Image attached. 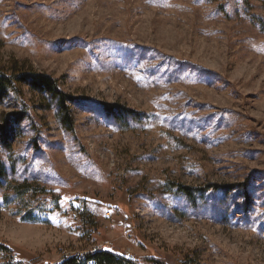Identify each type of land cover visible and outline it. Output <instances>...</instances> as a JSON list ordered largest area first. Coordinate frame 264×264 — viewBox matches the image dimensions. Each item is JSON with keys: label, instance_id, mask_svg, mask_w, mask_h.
Wrapping results in <instances>:
<instances>
[{"label": "rangeland", "instance_id": "obj_1", "mask_svg": "<svg viewBox=\"0 0 264 264\" xmlns=\"http://www.w3.org/2000/svg\"><path fill=\"white\" fill-rule=\"evenodd\" d=\"M12 63L74 130L0 98V264H264V0H0Z\"/></svg>", "mask_w": 264, "mask_h": 264}, {"label": "trees", "instance_id": "obj_2", "mask_svg": "<svg viewBox=\"0 0 264 264\" xmlns=\"http://www.w3.org/2000/svg\"><path fill=\"white\" fill-rule=\"evenodd\" d=\"M23 66H20L18 63H12L7 68L0 69V98H5L9 95L14 99L21 98L24 89L30 94L38 95V97L47 96L55 102L57 117L61 124L68 132H73L74 122L68 106V102L72 101L73 98L64 94L60 90L58 82L52 77L34 72L31 68L26 69ZM118 109L124 113H128V111H123V108ZM169 186L177 193L184 195L188 200L194 197V191H198L173 182ZM216 188V186H211V189ZM0 251L9 252L7 248L1 245ZM128 262L111 252L95 250L84 254L83 257L69 256L62 258L58 264H129Z\"/></svg>", "mask_w": 264, "mask_h": 264}, {"label": "built area", "instance_id": "obj_3", "mask_svg": "<svg viewBox=\"0 0 264 264\" xmlns=\"http://www.w3.org/2000/svg\"><path fill=\"white\" fill-rule=\"evenodd\" d=\"M72 256H74V255H72ZM69 257V256H68ZM14 259H16V257L14 256L13 257ZM64 258H67V257H64ZM129 264H138L137 262H135L134 260H132V258L131 259H129V262H128Z\"/></svg>", "mask_w": 264, "mask_h": 264}, {"label": "bare ground", "instance_id": "obj_4", "mask_svg": "<svg viewBox=\"0 0 264 264\" xmlns=\"http://www.w3.org/2000/svg\"><path fill=\"white\" fill-rule=\"evenodd\" d=\"M78 257V256H77ZM127 260V259H126ZM127 261H129V260H127Z\"/></svg>", "mask_w": 264, "mask_h": 264}]
</instances>
